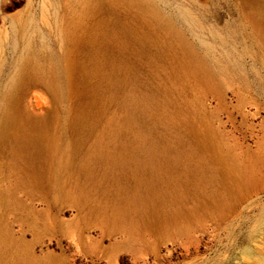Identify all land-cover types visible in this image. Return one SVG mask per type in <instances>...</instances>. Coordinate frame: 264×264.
<instances>
[{"label": "rangeland", "instance_id": "obj_1", "mask_svg": "<svg viewBox=\"0 0 264 264\" xmlns=\"http://www.w3.org/2000/svg\"><path fill=\"white\" fill-rule=\"evenodd\" d=\"M59 1L67 25L82 37L79 50L47 34L40 0H0V114L15 98L23 114L43 121L47 130L19 131L39 146L34 156L25 143L0 141V229L14 246H5L0 262L264 264V0H102L101 12L90 11L80 23L76 18L88 12L85 0ZM10 25L19 33L5 40ZM28 46V69L17 86ZM69 49L78 64L74 76L90 72L96 56L127 64L123 74L106 70L128 87L103 95V121L89 119L80 135L67 120L81 103L71 99L63 79ZM128 117L138 121L122 124ZM204 135L213 140L202 141ZM130 139L133 152L127 153L121 144ZM75 141L76 155L69 149ZM153 141L159 147L151 151ZM226 152L238 163L223 171L216 161Z\"/></svg>", "mask_w": 264, "mask_h": 264}, {"label": "bare ground", "instance_id": "obj_2", "mask_svg": "<svg viewBox=\"0 0 264 264\" xmlns=\"http://www.w3.org/2000/svg\"><path fill=\"white\" fill-rule=\"evenodd\" d=\"M30 1L31 0H28V4H30ZM61 2H63V1H61ZM59 0H40V6L38 7L39 8V14H40V17H39V20H40V22H41V24H43V26H44V29L46 30V32H47V34L48 35H52V36H54V37H56V36H59L60 38H61V41L63 42V39L65 38V43L66 44H68L69 45V48H71V50L72 51H75V50H79V48L82 46V37H80L79 36V34H78V32L76 31V30H73V27H71V26H68L67 25V23H66V16H65V11H64V7H63V5H62V3H61ZM71 2H72V0H71ZM101 2H102V0H85V4H86V6H87V11L88 12H82L77 18H76V20H77V22L78 23H80V19L82 18V17H84V16H87L88 14H89V12L90 11H95V12H98V11H100V6L102 5L103 6V3L101 4ZM259 2H261V1H259ZM73 3V2H72ZM253 3V2H252ZM46 4H48L49 5V7H50V11H49V9L47 8V10H44L46 7L44 6V5H46ZM105 4V3H104ZM106 5V4H105ZM36 6V5H35ZM45 8H44V7ZM64 6H66V5H64ZM44 9H43V8ZM69 6H67V8H68ZM107 8V7H106ZM104 9V8H103ZM112 9H114V8H111V9H109V8H107V10H112ZM102 10V9H101ZM105 10V9H104ZM103 10V11H104ZM106 10V11H107ZM116 10V9H115ZM114 10V11H115ZM249 10V9H248ZM24 11V10H23ZM126 11V10H125ZM101 12V11H100ZM108 12V11H107ZM122 12V11H121ZM7 13V12H6ZM9 13V12H8ZM71 13V12H70ZM103 13V12H102ZM101 13V14H102ZM106 13V12H105ZM111 13V12H110ZM124 13V12H123ZM75 14V13H74ZM2 15V14H1ZM4 15V14H3ZM118 15V14H117ZM194 16V15H193ZM6 17V16H5ZM8 17V16H7ZM12 17V16H11ZM17 17V16H16ZM24 17V16H23ZM73 17H75V16H73ZM105 17V16H104ZM103 17V18H104ZM118 17V16H117ZM125 17V16H124ZM123 17V18H124ZM107 19H108V17H106ZM118 18H120V16L118 17ZM117 18V19H118ZM17 19V18H16ZM129 19H131L130 17H129ZM136 19V18H135ZM111 20V19H110ZM122 20H125V19H122ZM92 21V20H91ZM115 21H118V20H115ZM130 21V20H129ZM128 21V22H129ZM69 22V21H68ZM107 22H109L108 20H107ZM138 22V21H137ZM157 22V21H156ZM131 23V22H130ZM69 24V23H68ZM108 24V23H107ZM118 24H120V23H118ZM160 24V23H159ZM89 25H90V23H89ZM110 25H111V21H110ZM127 25V24H126ZM125 25V26H126ZM134 25V24H133ZM109 26V25H108ZM121 26H123V23H122V25ZM135 27L137 26V25H134ZM133 26V27H134ZM142 27H143V25H141ZM118 27V26H117ZM120 27V26H119ZM250 27V26H249ZM252 27V26H251ZM254 27V26H253ZM121 28V27H120ZM132 28V27H131ZM137 28H138V26H137ZM141 28V27H140ZM103 29V28H102ZM128 29V28H127ZM126 29V30H127ZM135 29V28H134ZM133 29V30H134ZM68 30V31H67ZM88 30V29H87ZM125 30V29H124ZM123 30V31H124ZM125 30V31H126ZM123 31H122V34H123ZM128 31H130L129 29H128ZM36 32V31H35ZM140 32V31H139ZM150 32V31H149ZM19 33V30H17V28H16V26L15 25H10V27L9 28H6V31H5V33H3L2 35H3V37L5 38V40L7 39V40H10L11 39V37L14 35V34H18ZM259 33H260V31H259ZM39 34V33H38ZM88 34H89V32H88ZM126 34V33H125ZM124 34V35H125ZM127 34H131V32L130 33H127ZM132 34H134L133 33V31H132ZM137 34V33H136ZM139 34V33H138ZM145 34V33H144ZM36 35H37V33H36ZM141 35V34H140ZM151 35H152V32H151ZM154 35V34H153ZM256 35V34H255ZM100 36V35H99ZM133 36V35H132ZM133 37H136V36H133ZM16 38V37H15ZM18 38V37H17ZM129 38H131L130 36H129ZM137 38V37H136ZM88 39V38H87ZM86 39V40H87ZM100 39H102V38H100ZM105 39H108V34L107 35H105ZM118 39V38H117ZM128 39V38H127ZM141 39H143V41H144V39L145 38H141ZM1 40H2V36H1V34H0V42H1ZM57 40H59V39H57ZM152 40H154L155 41V39H152ZM18 41V40H17ZM91 41V40H90ZM97 41V40H96ZM134 41V40H133ZM139 41V40H138ZM89 42V41H88ZM101 42V41H100ZM135 42V41H134ZM137 42V41H136ZM146 42V41H145ZM86 43V42H85ZM95 43H97V42H95ZM108 43V42H107ZM125 43V42H124ZM148 44H149V42H147ZM154 43V42H153ZM4 44V43H3ZM58 44V43H57ZM87 44V43H86ZM56 45V44H55ZM81 45V46H80ZM98 45H99V43H98ZM84 46V45H83ZM86 46V45H85ZM91 47L90 48H92V47H94V45L92 46V45H90ZM102 46V45H101ZM100 46V47H101ZM144 46V45H143ZM184 46V45H183ZM36 47V46H35ZM99 47V46H98ZM105 47V46H104ZM124 47V46H123ZM126 47V46H125ZM2 48V47H1ZM1 48H0V50H1ZM34 48V47H33ZM86 48V47H85ZM88 48H89V46H88ZM89 48V49H90ZM103 48V47H102ZM146 48H148L147 46H146ZM152 48V47H151ZM19 49H20V47H19ZM94 49V48H93ZM107 49V48H106ZM123 49V48H122ZM125 49V48H124ZM128 49V48H127ZM156 49H158V48H156ZM71 50L69 49L68 51H66V53H65V56H66V58H65V71H64V74H63V79H64V82L66 83V85H67V93H68V95H70V96H74V98H71V99H76L75 97H77V101H79V102H81V103H78V104H76L77 106L76 107H74L75 106V104H74V106L71 108V110L69 111L70 113L68 114V116H67V120H68V124H69V126H71V132H72V129L74 128L75 129V134L76 135H80L81 134V131H83L84 130V127H85V124H87V122L89 123V124H91L89 121L90 120H92V121H94V123H98V122H101V121H103V120H101V115L102 114H104V112L106 111V109H107V107H108V103L107 104H105V103H103L102 102V100H101V97L103 96V95H108L110 92H112L113 90V93H116V94H118V93H120L121 91L123 92V90H125L127 87H128V82L126 81V79H124V78H122V80L119 78L118 79V77H116V76H113L112 77V75L111 74H108V73H106V70L107 69H109V70H111L113 73L114 72H122V74H123V72H124V64H126V63H124V64H122L121 63V61H119L118 60V58L119 57H116V56H111L110 55V57L109 56H105V55H103L102 56V58H96L95 57V59L94 60H92L91 62H90V65H88L89 66V69H90V72H88V73H85V74H80L79 76H74V74H73V72H75V70H76V68H77V63L72 59V58H70L67 54L69 53V52H71ZM88 50V49H87ZM98 50V49H97ZM133 50V49H132ZM139 50V49H138ZM159 50V49H158ZM185 50V49H184ZM6 51V50H5ZM9 51V50H8ZM88 51H90V50H88ZM87 51V52H88ZM91 51H92V49H91ZM96 51V50H95ZM102 51V50H101ZM107 51V50H106ZM111 51H112V48H111ZM131 51V50H130ZM86 52V53H87ZM94 52V51H93ZM108 52V51H107ZM132 52V51H131ZM137 52V51H136ZM10 53V52H9ZM29 53H30V47L28 46V47H25L24 48V53H23V56H24V60H25V62H23V64H21V67H22V69H21V71H20V73H18V75H16V85L17 86H20L21 85V83L23 82V79H24V76H23V72L25 71V70H27L28 69V56H29ZM84 52H82V54H83ZM98 53V52H97ZM103 53V52H102ZM112 53V52H111ZM6 54V53H5ZM89 54V53H88ZM113 54V53H112ZM133 54V53H132ZM187 54V53H186ZM1 55V54H0ZM90 55V54H89ZM89 55H88V58H89ZM119 55V54H118ZM120 55H121V52H120ZM119 55V56H120ZM77 56V55H76ZM137 56V55H136ZM3 57V56H2ZM60 57V56H59ZM100 57H101V55H100ZM103 57H105V58H103ZM142 57V56H141ZM82 58V57H81ZM138 58V57H137ZM2 59V58H1ZM18 59V58H17ZM121 59V58H120ZM43 60V59H42ZM78 60H80V59H78ZM86 61H87V59H86ZM123 61V60H122ZM134 61V60H133ZM139 61V60H138ZM147 61V60H146ZM88 62V61H87ZM30 63V62H29ZM177 63V62H176ZM86 64V63H85ZM129 64V63H128ZM127 65V64H126ZM125 65V66H126ZM15 67V66H14ZM81 67V66H80ZM127 67V66H126ZM129 67V66H128ZM87 68V67H86ZM199 68V67H198ZM13 69V68H12ZM84 69V68H83ZM88 69V70H89ZM127 69V68H126ZM133 69V68H132ZM127 71H128V69H127ZM175 71V70H174ZM198 71V70H197ZM109 72V71H108ZM30 75V74H29ZM119 75V74H118ZM124 75H125V73H124ZM133 76V75H132ZM76 77V78H75ZM126 77V76H125ZM6 78V77H5ZM129 78V77H128ZM134 78V77H133ZM135 79V78H134ZM36 81V80H35ZM130 81V80H129ZM132 81V80H131ZM39 82V81H38ZM204 82V81H203ZM15 83V82H14ZM25 83H26V81H25ZM135 83V82H134ZM36 84H38V83H36ZM27 85V84H26ZM131 85V84H130ZM133 85V84H132ZM186 85V84H185ZM202 85H203V83H202ZM29 86V85H28ZM31 86V85H30ZM187 86V85H186ZM24 87V86H23ZM131 87V86H130ZM205 88H206V85L204 86ZM208 89H210V88H208ZM131 90H132V88H131ZM211 90V89H210ZM29 90L27 89V92H28ZM15 92V91H14ZM24 92V91H23ZM139 93V92H138ZM142 93V92H141ZM23 94V93H22ZM124 94V93H123ZM162 95V94H161ZM15 96V95H14ZM151 96V95H150ZM166 96V95H165ZM8 97V96H7ZM17 97V96H16ZM110 97V96H109ZM121 97V96H120ZM141 97V96H140ZM167 97V96H166ZM108 98V97H107ZM15 99V98H14ZM14 99L13 98H10L9 99V101H7V103L5 104V102H4V107H3V109H2V112H1V114H0V141L1 140H3V141H5V142H12V143H14V144H17V143H25V144H27V148L29 149V151H30V154H29V156H31V155H33L34 156V154H36L37 153V151H39L38 150V148H39V146H37V147H35L34 146V144L33 143H31V142H33V140L32 139H27V138H24V137H22V133L21 132H19V131H21V130H23V129H25V128H27V129H30V130H34V131H37V132H41V133H46L47 132V130H46V126H44V123H43V121H41V120H38V119H30V118H28V117H26L23 113L24 112H22L21 111V109H20V106L18 105V100H17V102L15 101V103H14ZM110 99V98H109ZM167 99V98H166ZM112 100V99H111ZM117 100V99H116ZM36 101V100H35ZM68 101V100H67ZM83 101V102H82ZM119 101V100H118ZM189 101V100H188ZM71 103H72V101H71ZM170 103V102H169ZM181 103H182V101H181ZM185 103H186V100H185ZM172 104V103H171ZM119 105V104H118ZM181 105V104H180ZM183 105V104H182ZM166 106V105H165ZM189 106V105H188ZM194 106V105H193ZM158 107V106H157ZM168 107V106H167ZM166 107V108H167ZM185 108V107H184ZM138 109V108H137ZM165 109V108H164ZM174 109V108H173ZM197 109V108H196ZM69 110V109H68ZM154 110V109H153ZM170 110V109H169ZM187 110V109H186ZM151 111V110H150ZM168 111V110H167ZM171 111H172V109H171ZM180 111V110H179ZM188 111V110H187ZM163 112V111H162ZM165 112V111H164ZM133 113V112H132ZM150 113H152V112H150ZM179 113V112H178ZM177 113V114H178ZM128 116H130L131 114H130V111H128ZM160 114V113H159ZM162 114V113H161ZM160 114V115H161ZM171 114H172V112H171ZM175 114V113H174ZM183 114V113H182ZM181 114V115H182ZM110 115V114H109ZM108 115V116H109ZM158 114H156V116H157ZM180 115V116H181ZM190 115V114H189ZM47 116V115H46ZM138 116V115H137ZM159 116V115H158ZM165 116V115H164ZM163 116V117H164ZM167 116H169V114H167ZM167 116H166V118H167ZM52 117V116H51ZM131 117H128V119L126 120V121H124L122 124H124V125H128V123H129V126L130 125H134L137 121L136 120H132V119H130ZM140 118V117H139ZM170 118V117H169ZM175 118V117H174ZM184 118V117H183ZM183 118H182V120H183ZM90 119V120H89ZM106 119V118H105ZM156 119H157V117H156ZM198 119V118H197ZM66 120V121H67ZM101 120V121H100ZM140 120H142V119H140ZM153 120V119H152ZM168 120V119H167ZM171 120V119H170ZM175 120H178V119H175ZM181 120V119H180ZM156 121H158V120H156ZM160 121H162L161 119H160ZM201 121V120H200ZM143 122H145V121H143ZM155 122V121H154ZM166 122V121H165ZM170 122V121H169ZM182 122V121H181ZM191 122H194V121H191ZM195 122H197V120L195 121ZM203 122V121H202ZM115 122L114 121H112V120H110L109 121V124H110V126H112L113 124H114ZM146 123V122H145ZM174 123V122H173ZM183 123V122H182ZM187 123H188V121H187ZM100 124V123H99ZM142 124H144V123H142ZM141 124V125H142ZM153 124V123H152ZM166 124V123H165ZM175 124H177V123H175ZM198 124V123H197ZM196 124V125H197ZM200 124V123H199ZM203 124V123H202ZM92 125H93V122H92ZM150 125V124H149ZM155 125V124H154ZM161 125V124H160ZM172 125V124H171ZM185 125V124H184ZM195 125V124H194ZM204 125V124H203ZM91 126V125H90ZM94 126V125H93ZM92 126V127H93ZM140 126V125H139ZM176 126V125H175ZM174 126V127H175ZM88 127V126H87ZM86 127V128H87ZM91 127V128H92ZM100 127V126H99ZM98 127V128H99ZM134 127V126H133ZM154 127V126H153ZM162 127H163V125H162ZM162 127H161V130H164V129H162ZM170 126H167V128L168 129H166V131L167 130H169L170 128H169ZM184 127H186V126H184ZM198 127V126H197ZM121 128V127H120ZM119 128V129H120ZM135 128V127H134ZM133 128V129H134ZM155 128V127H154ZM177 128V127H176ZM176 128H174V129H176ZM179 128V127H178ZM183 128V127H182ZM199 128V127H198ZM208 128H209V126H208ZM14 129L17 131V132H14ZM88 129H89V127H88ZM136 129V128H135ZM145 129V128H144ZM144 129H143V131H144ZM158 129H159V126H158ZM157 129V130H158ZM184 129V128H183ZM202 129V128H201ZM207 129V128H206ZM93 130V129H92ZM154 130V129H153ZM156 130V129H155ZM146 131V130H145ZM172 131V130H171ZM176 131V130H175ZM180 131V130H179ZM183 131V130H182ZM190 131V130H189ZM193 131V130H192ZM204 131V130H203ZM85 132V131H84ZM84 132H82L83 134H84ZM118 132V131H117ZM116 132V133H117ZM140 132V131H139ZM156 132V131H155ZM155 132H152V133H155ZM170 132V131H169ZM188 131H186V133H187ZM93 133V132H92ZM119 133V132H118ZM121 133V132H120ZM120 133H119V135H120ZM123 133H125V132H123L122 131V133H121V135L123 134ZM129 133L131 134V132L129 131ZM142 133V132H141ZM141 133H140V135H141ZM145 133V132H144ZM147 133V132H146ZM145 133V134H146ZM158 133H160V132H158ZM176 133V132H175ZM182 133V132H181ZM207 133V132H206ZM205 133V134H206ZM13 134H15L14 136H13ZM82 134V135H83ZM127 134H128V132H127ZM150 134V133H149ZM156 134V133H155ZM154 134V135H155ZM172 134V133H171ZM180 134V133H179ZM215 134V133H214ZM74 135V134H73ZM101 135V134H100ZM129 135V134H128ZM138 135H139V133H138ZM148 135V134H147ZM151 135V134H150ZM157 135V134H156ZM173 135V134H172ZM176 135V134H175ZM178 135V134H177ZM13 136V137H12ZM88 136V135H87ZM134 136H135V134H134ZM144 136V135H143ZM142 135H141V137H143ZM217 136V135H216ZM215 136V137H216ZM78 137V136H77ZM77 137H75V138H77ZM112 137V136H111ZM120 137H123V136H120ZM130 137V136H129ZM131 137H133V136H131ZM151 137V136H150ZM153 137V136H152ZM155 137V136H154ZM157 137V136H156ZM190 137V136H189ZM81 138H84V137H82L81 136ZM81 138H80V140H81ZM100 138V137H99ZM124 138V137H123ZM218 138V137H217ZM126 139H127V136H126ZM148 139V138H147ZM151 139H153V138H151ZM39 140V139H38ZM75 140V139H74ZM108 140H109V138H108ZM133 140V139H132ZM154 140V139H153ZM202 141H205V142H209V141H211V140H213L212 138H211V136H209V135H204L203 137H202V139H201ZM218 140V139H217ZM43 141V140H42ZM118 141V140H117ZM116 141V142H117ZM119 141H121V138H120V140ZM127 141V142H126ZM125 141V143L124 144H121V146L122 145H124V147H126L127 148V151H125V152H129L130 150V148H131V146L134 144V141L133 142H131V139L128 141V140H126ZM140 141V140H139ZM149 141H151L150 139H149ZM148 141V142H149ZM155 141H157V140H155ZM191 141V140H190ZM98 142V141H97ZM96 142V143H97ZM146 142V141H145ZM220 142V141H219ZM224 142V141H223ZM87 144H88V141L86 142ZM122 143V142H121ZM137 143H139V142H137ZM137 143H135V144H137ZM143 143V142H142ZM147 143V142H146ZM151 143V142H150ZM149 143V144H150ZM203 143V142H202ZM217 142H215V144H216ZM5 144V143H4ZM118 144H119V142H118ZM140 144V143H139ZM204 144V143H203ZM214 144V145H215ZM217 144H220V143H217ZM3 145V144H2ZM79 145L80 144H78V143H76V141L72 144L71 143V146L69 147V149H70V152H72V153H75V155H76V152H78V151H80L79 150ZM116 145V144H115ZM114 145V146H115ZM138 145V144H137ZM137 145H135V146H137ZM141 145V144H140ZM192 145V144H191ZM205 145V144H204ZM226 145V144H225ZM225 145H223V146H225ZM22 146V145H21ZM83 146V145H82ZM112 146V145H111ZM117 146V145H116ZM120 145H119V147H120V149H118V147H117V149L118 150H120L121 151V149H122V147H121ZM134 146V147H135ZM142 146V145H141ZM144 146V145H143ZM150 146H151V148H149L151 151L153 150V149H157L158 147H159V143L158 142H154L153 141V143H151L150 144ZM179 146V145H178ZM220 146H222V145H220ZM3 146H1V148H2ZM45 147V146H44ZM84 147V146H83ZM86 147V146H85ZM145 147V146H144ZM219 147V146H218ZM5 148V147H4ZM4 148H3V150H4ZM104 148H106L105 146H104ZM103 148V149H104ZM109 148V147H108ZM141 147H139V149H140ZM143 148V147H142ZM224 148V147H223ZM226 148V147H225ZM229 148V147H228ZM101 149H102V146H101ZM137 149V148H136ZM194 149V148H193ZM192 149V150H193ZM95 150V149H94ZM221 150V149H220ZM224 150V149H223ZM222 150V151H223ZM228 150V149H227ZM226 150V151H227ZM28 151V152H29ZM82 151V150H81ZM86 151V150H85ZM93 151V150H92ZM91 151V152H92ZM109 150H107V152H108ZM132 151V150H131ZM130 151V152H131ZM141 151H142V149H141ZM140 151V153H142ZM145 151H146V149H145ZM150 151V152H151ZM191 151V150H190ZM194 151H195V149H194ZM232 151V150H231ZM2 152V151H1ZM7 152V151H6ZM32 152V153H31ZM100 152H101V150H100ZM114 152H116V151H114ZM133 152V151H132ZM138 152L139 151H137V155H138ZM196 152V151H195ZM194 152V153H195ZM216 152V151H215ZM78 153H80V152H78ZM78 153H77V157H78ZM82 153H83V151H82ZM82 153H81V155H82ZM84 153H86V152H84ZM89 153V152H88ZM88 153H87V155H88ZM109 153V152H108ZM152 153V152H151ZM227 153V154H226ZM226 153H224V156H223V158H220L219 156V159L216 161L217 163H216V165L221 169V170H223V171H227V170H229L228 169V167H231L232 166V164L234 163L235 165H237V163H238V161L235 163V162H233V160H232V158L230 157V155H228V153H230V152H226ZM2 155H3V152H2ZM1 155V156H2ZM92 155H93V153H92ZM101 155H102V153H101ZM100 155V156H101ZM111 155H112V153H111ZM129 155H130V153H129ZM142 155H143V153H142ZM146 155H147V153H146ZM148 155H149V153H148ZM153 155H154V153H153ZM191 155H192V153H191ZM205 155H206V152H205ZM207 155H208V153H207ZM222 155H223V153H222ZM85 156V155H84ZM107 156V155H106ZM109 156V155H108ZM114 156V155H113ZM132 156V155H131ZM145 156V155H144ZM195 156V155H194ZM193 156V157H194ZM3 157V156H2ZM76 157V156H75ZM83 157V156H82ZM115 157V156H114ZM122 157V156H121ZM149 157V156H148ZM196 157V156H195ZM198 157V156H197ZM201 157V156H200ZM211 157V156H210ZM214 157V156H213ZM78 158H81V157H78ZM107 158V157H106ZM106 158H105V160H106ZM119 158V157H118ZM123 158V157H122ZM129 158V157H128ZM127 158V159H128ZM138 158V157H137ZM140 158V157H139ZM143 158V157H142ZM146 158H147V156H146ZM188 158V157H187ZM208 158V157H207ZM0 159H2V158H0ZM130 159H132V158H130ZM155 159V158H154ZM184 159V158H183ZM205 159V158H204ZM76 160V159H75ZM78 160H80V159H78ZM82 160H84V159H82ZM81 160V161H82ZM101 160V159H100ZM100 160H99V162H100ZM125 160V159H124ZM123 160V161H124ZM133 160V159H132ZM152 160H153V158H152ZM194 160H195V158H194ZM201 160V159H200ZM206 160V159H205ZM210 160V159H209ZM236 160V159H235ZM238 160V159H237ZM92 161V160H91ZM127 161V160H126ZM181 161V160H180ZM183 161V160H182ZM193 161V160H192ZM119 162V161H118ZM174 162V161H173ZM194 162V161H193ZM206 162L207 163H209L207 160H206ZM211 162V161H210ZM4 163V162H3ZM28 163V162H27ZM120 163V162H119ZM123 164H124V162H122ZM149 163V162H148ZM178 163H180L179 161H178ZM192 163V162H191ZM195 163H196V161H195ZM213 163V162H212ZM79 164H81V163H79ZM188 164H190V163H188ZM194 164V163H193ZM199 164H201V162L199 163ZM205 164V163H204ZM77 165V164H76ZM117 165H118V163H117ZM192 165V164H191ZM207 165H209V164H207ZM210 165H213V164H210ZM148 166H149V164H148ZM155 166H157V165H155ZM216 166V167H217ZM240 166V165H239ZM206 167V166H205ZM217 167V168H218ZM235 167V166H234ZM233 167V168H234ZM81 168V167H80ZM90 168H91V166H90ZM180 168V167H179ZM245 168V167H244ZM243 168V169H244ZM88 169V168H87ZM198 169V168H197ZM205 169V168H204ZM236 169V168H235ZM20 170V169H19ZM219 170V169H218ZM234 170V169H233ZM237 170H238V166H237ZM207 171V170H206ZM247 171H248V169H247ZM204 172V171H203ZM233 172V171H232ZM239 173V172H238ZM245 173V171L243 172V174ZM219 174H220V172H219ZM240 174V173H239ZM249 174V173H248ZM92 175V174H91ZM86 176H87V173H86ZM233 178L232 179H235L234 177H236V176H233V175H231ZM240 176V175H239ZM247 176V175H246ZM243 177V180H244V176H242ZM241 177V178H242ZM251 177V176H250ZM220 178H221V176H220ZM248 179V178H247ZM246 179V180H247ZM251 180V179H250ZM213 181H215V180H213ZM235 181H236V179H235ZM253 181V180H252ZM251 181V182H252ZM24 182V181H23ZM97 182V181H96ZM222 182H224V181H222ZM245 182V181H244ZM26 183H28V182H26ZM243 183V182H242ZM246 183V182H245ZM235 184H237V183H235ZM220 185V184H219ZM237 185H239V184H237ZM224 186H225V183H224ZM224 186H221L222 188L224 187ZM240 186V185H239ZM245 186H246V184H245ZM247 186H248V184H247ZM59 188H60V186H59ZM222 188H220V189H222ZM225 188V187H224ZM239 189H241V187L239 188ZM244 189V188H243ZM248 189V188H247ZM246 189V190H247ZM232 190H234V189H232ZM228 191V190H227ZM239 192V191H238ZM244 192H245V189H244ZM247 192V191H246ZM245 192V193H246ZM229 193V192H228ZM227 193V194H228ZM231 194V193H230ZM241 196V195H240ZM240 196H239V198H240ZM192 197H194V196H192ZM233 197V196H232ZM241 197H243V196H241ZM74 199V198H73ZM77 199V198H76ZM78 203H80V202H78ZM93 203H94V201H93ZM192 203V202H191ZM87 204H88V202H87ZM92 204V203H91ZM93 205V204H92ZM103 205V204H102ZM181 205V204H180ZM100 206V205H99ZM101 207V206H100ZM114 207V206H113ZM92 208H94L95 209V207H93L92 206ZM91 208V209H92ZM202 208V207H201ZM101 209V208H100ZM100 209H99V211H100ZM98 210V209H97ZM97 210H93V212H95V211H97ZM109 209L107 208V210L106 211H108ZM119 211V210H118ZM109 212V211H108ZM121 213V212H120ZM107 214H109V213H107ZM106 214V215H107ZM116 215V214H115ZM123 216V215H122ZM104 217V216H103ZM111 219H112V217H111ZM121 219V217H117L115 220H120ZM125 219V218H124ZM126 219H127V214H126ZM152 220H153V218H152ZM157 220V219H156ZM158 221V220H157ZM118 222V221H117ZM122 222H123V220H122ZM111 223V222H110ZM125 223H126V221H125ZM178 221H176V219H172V222H171V227L172 228H177L178 227ZM112 225V224H111ZM165 226V225H164ZM112 227V226H111ZM157 227H159V226H157ZM158 229V228H157ZM161 229V228H160ZM182 229V228H181ZM174 230V229H173ZM178 231V230H177ZM182 231V230H181ZM4 238V237H3ZM2 238V235H1V229H0V252H3V251H7V250H5V246L8 248V247H10V249H11V247H14V246H12L11 244H9V243H7V242H5L4 241V239ZM7 238H9V237H7ZM8 240V239H7ZM6 240V241H7ZM14 241V240H13ZM13 245H15V244H13ZM16 246V245H15ZM18 246V245H17ZM14 249V248H13ZM9 251V250H8ZM4 254V253H3ZM25 254V253H24ZM1 255V254H0ZM9 255V254H8ZM11 255V254H10ZM6 256V255H5ZM13 256V255H12ZM6 258H7V256H6ZM11 258H13V257H11ZM18 258V257H17ZM35 258V257H34ZM4 259V256H0V261L1 260H3ZM10 259V258H9ZM14 259H16V258H14ZM25 259H26V257H25ZM5 260V259H4ZM4 260H3V262H4ZM7 261H9V260H7ZM6 261V262H7ZM2 262V261H1ZM0 262V263H1ZM1 264H3V263H1ZM6 264V263H5ZM31 264H33V262H31Z\"/></svg>", "mask_w": 264, "mask_h": 264}]
</instances>
